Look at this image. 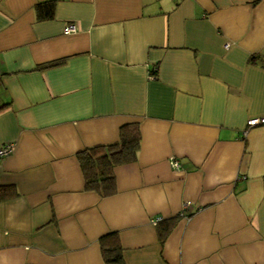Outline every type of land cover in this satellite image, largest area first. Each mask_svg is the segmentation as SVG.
Wrapping results in <instances>:
<instances>
[{"label": "crops", "instance_id": "crops-1", "mask_svg": "<svg viewBox=\"0 0 264 264\" xmlns=\"http://www.w3.org/2000/svg\"><path fill=\"white\" fill-rule=\"evenodd\" d=\"M43 1L0 0V264H106L109 231L123 264H264V0ZM131 122L86 189L76 153Z\"/></svg>", "mask_w": 264, "mask_h": 264}, {"label": "trees", "instance_id": "trees-1", "mask_svg": "<svg viewBox=\"0 0 264 264\" xmlns=\"http://www.w3.org/2000/svg\"><path fill=\"white\" fill-rule=\"evenodd\" d=\"M38 19L53 16V2L43 1L35 5ZM55 63L51 62L50 64ZM139 130L137 122L123 124L119 129L117 141L93 145L76 153L84 177L86 189L97 191L106 196L115 190L114 167L133 161L139 147ZM16 192L11 186H0V199L13 197ZM180 215V214H179ZM174 217L162 218L155 223L158 237L162 243L169 232ZM101 256L106 264H123V248L117 231H109L99 237Z\"/></svg>", "mask_w": 264, "mask_h": 264}, {"label": "built area", "instance_id": "built-area-1", "mask_svg": "<svg viewBox=\"0 0 264 264\" xmlns=\"http://www.w3.org/2000/svg\"><path fill=\"white\" fill-rule=\"evenodd\" d=\"M76 30V26L74 23H68L63 27V33H71L74 32ZM260 123H264V116H255V117H250L247 120V126H254ZM12 151V144L8 143V144H4L2 146H0V157L6 156L7 154H9ZM170 164L174 167H177V161L174 158L170 159ZM186 205V204H184ZM160 219V217H153L151 218V222L152 223H156L158 220Z\"/></svg>", "mask_w": 264, "mask_h": 264}]
</instances>
